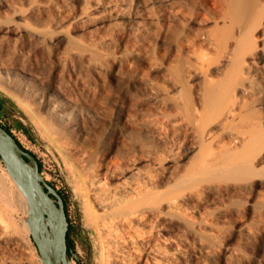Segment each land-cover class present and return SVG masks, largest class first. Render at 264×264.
Listing matches in <instances>:
<instances>
[{
    "label": "rangeland",
    "instance_id": "374dc122",
    "mask_svg": "<svg viewBox=\"0 0 264 264\" xmlns=\"http://www.w3.org/2000/svg\"><path fill=\"white\" fill-rule=\"evenodd\" d=\"M0 92L70 264H264V0H0ZM0 175V264H42Z\"/></svg>",
    "mask_w": 264,
    "mask_h": 264
},
{
    "label": "water",
    "instance_id": "95a60500",
    "mask_svg": "<svg viewBox=\"0 0 264 264\" xmlns=\"http://www.w3.org/2000/svg\"><path fill=\"white\" fill-rule=\"evenodd\" d=\"M0 161L23 197L25 223L42 264H70L67 246L69 222L63 200L42 179L36 157L24 150L2 125Z\"/></svg>",
    "mask_w": 264,
    "mask_h": 264
},
{
    "label": "crops",
    "instance_id": "0c3cea01",
    "mask_svg": "<svg viewBox=\"0 0 264 264\" xmlns=\"http://www.w3.org/2000/svg\"><path fill=\"white\" fill-rule=\"evenodd\" d=\"M0 117L7 119L11 126H14L20 130L25 131L28 134V127L26 126L24 120L19 115L16 106L13 101L3 95L0 92Z\"/></svg>",
    "mask_w": 264,
    "mask_h": 264
},
{
    "label": "bare ground",
    "instance_id": "6f19581e",
    "mask_svg": "<svg viewBox=\"0 0 264 264\" xmlns=\"http://www.w3.org/2000/svg\"><path fill=\"white\" fill-rule=\"evenodd\" d=\"M2 177H4V175L2 174ZM1 177V175H0V197H1V199H3V200H5L6 202H9L10 201V195H9V192H8V189L6 188V186H5V181L3 180V178ZM5 178V177H4ZM98 184V183H97ZM13 192L18 196V198H19V200H20V202H18V203H20V204H22V206L24 205L23 204V197H22V195L18 192V191H14L13 190ZM97 195V194H96ZM13 196V195H12ZM101 196H103V195H101ZM96 197V196H95ZM97 197H98V195H97ZM14 199H16V198H14ZM99 199V198H98ZM102 199V198H101ZM17 200V199H16ZM95 202H96V199H95ZM98 202H101L100 200L98 201ZM16 204V203H15ZM19 204V206H21ZM100 205H101V203H99ZM12 205V204H11ZM14 205V204H13ZM103 205V204H102ZM106 208V207H105ZM23 209H24V206H23ZM108 250V249H107ZM115 258V257H114Z\"/></svg>",
    "mask_w": 264,
    "mask_h": 264
},
{
    "label": "trees",
    "instance_id": "16d2710c",
    "mask_svg": "<svg viewBox=\"0 0 264 264\" xmlns=\"http://www.w3.org/2000/svg\"><path fill=\"white\" fill-rule=\"evenodd\" d=\"M8 130V129H7ZM8 132L12 135V133L8 130ZM16 139V138H15ZM16 141H17V143L24 149V150H26V151H28L27 149H25L24 147H23V145L20 143V141L18 140V139H16ZM30 152V151H29ZM31 153V152H30ZM33 154V153H32ZM34 155V154H33ZM35 156V155H34ZM39 164V163H38ZM39 171H40V164H39ZM65 213H66V215H67V212H66V209H65ZM67 220H68V218H67ZM70 231H71V228H70V226H69V228H68V232H67V242H69V244H68V251H70V250H72V244H71V242H70V240H69V234H70ZM73 252V251H72Z\"/></svg>",
    "mask_w": 264,
    "mask_h": 264
},
{
    "label": "built area",
    "instance_id": "2783aa9c",
    "mask_svg": "<svg viewBox=\"0 0 264 264\" xmlns=\"http://www.w3.org/2000/svg\"><path fill=\"white\" fill-rule=\"evenodd\" d=\"M0 125L4 126V122L0 119ZM7 128V127H6ZM8 129V128H7ZM13 131V130H11ZM13 135V134H12Z\"/></svg>",
    "mask_w": 264,
    "mask_h": 264
},
{
    "label": "flooded vegetation",
    "instance_id": "af4514ba",
    "mask_svg": "<svg viewBox=\"0 0 264 264\" xmlns=\"http://www.w3.org/2000/svg\"><path fill=\"white\" fill-rule=\"evenodd\" d=\"M69 242H67V246H68Z\"/></svg>",
    "mask_w": 264,
    "mask_h": 264
}]
</instances>
